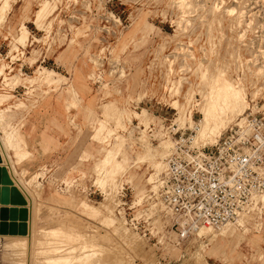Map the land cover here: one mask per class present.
<instances>
[{"label":"rangeland","instance_id":"obj_1","mask_svg":"<svg viewBox=\"0 0 264 264\" xmlns=\"http://www.w3.org/2000/svg\"><path fill=\"white\" fill-rule=\"evenodd\" d=\"M22 25L27 33L19 36ZM0 67V175L11 179L0 182V199L2 186L15 188L25 208L24 235L0 236V264H18L24 256L43 264L41 247L59 244L60 252L74 256L86 242L108 264H264V225H254L257 216L234 223L226 235L208 230L179 240L171 217L147 199V178L156 172L157 189L172 150L171 131L193 130L196 137L215 78L239 88L245 101L221 133L249 112L264 118V0H0ZM45 105L69 113L73 128L64 135L72 150L55 165L19 172L9 153L27 151L16 130L26 111ZM107 153L114 156L110 164ZM29 155L17 156L28 162ZM106 171L115 190L108 201L97 181ZM10 175L27 187L30 200ZM123 186L121 201L136 216L145 212L151 235L115 212ZM259 199L264 204V194ZM83 201L109 202L115 222L90 218ZM4 206L11 205L0 200ZM30 224L33 249L12 247L14 237L29 235ZM51 228L64 231L61 241L52 240ZM68 232L77 235L68 238Z\"/></svg>","mask_w":264,"mask_h":264},{"label":"built area","instance_id":"obj_2","mask_svg":"<svg viewBox=\"0 0 264 264\" xmlns=\"http://www.w3.org/2000/svg\"><path fill=\"white\" fill-rule=\"evenodd\" d=\"M190 131H171L173 145L165 170L159 174L156 192H150L147 199L158 203L161 215L171 217L179 240L200 226L218 230L234 224L240 215L247 221L257 216L254 225L262 227L264 118L249 112L207 146L191 147ZM163 134L167 136L168 131ZM126 189L123 186L117 193L120 201L115 212L119 217L122 212L135 231L151 235L145 227V212L136 216L121 201Z\"/></svg>","mask_w":264,"mask_h":264},{"label":"bare ground","instance_id":"obj_3","mask_svg":"<svg viewBox=\"0 0 264 264\" xmlns=\"http://www.w3.org/2000/svg\"><path fill=\"white\" fill-rule=\"evenodd\" d=\"M184 2V0H183ZM188 3V2H187ZM3 8V7H2ZM42 10V9H41ZM23 32L27 33V29L25 25H22L21 28V35H23ZM18 36V38H19ZM17 38V41H18ZM23 38V37H22ZM19 42V41H18ZM21 43V40H20ZM3 74V68L0 67V75ZM217 76V75H216ZM215 76V77H216ZM213 79V78H212ZM214 80V79H213ZM209 93L206 99V102L203 104L202 108H201V114H202V122H201V128H199L198 133L196 135V137L194 138V135H192L190 137V146L191 147H195L192 145V142L194 141L197 144H207V143H212L214 142L221 134V131L224 129L226 123L230 120V118L233 116H235L237 113L241 112L242 109L245 106V101H244V97L243 94L241 92V90L237 87H234L230 82H228L227 80L221 78L220 76L218 78H215V80L213 82L210 83V88H209ZM4 96H8V95H4ZM4 99V97L1 98V100ZM2 112V111H0ZM231 114L230 118L229 115ZM0 118L1 121H3L4 119V115L0 114ZM190 121L192 122L191 116L189 117ZM232 119V118H231ZM195 130H197V127H195ZM194 130V131H195ZM7 138L10 140L11 136L7 135ZM194 138V139H193ZM11 142V141H9ZM2 146V144H1ZM2 148V147H1ZM16 149V148H15ZM2 150V149H1ZM119 150V149H118ZM117 150V151H118ZM120 151V150H119ZM3 152V151H1ZM119 153V152H118ZM4 154V153H3ZM25 154H28L25 151H20L17 153V155L19 156H24ZM116 154V153H115ZM169 154V153H168ZM167 154V155H168ZM114 159V156L111 153H107L105 156V162L108 164L109 162H111ZM8 163H10L8 161ZM103 163V162H102ZM105 163V164H106ZM110 164V163H109ZM10 165V164H9ZM112 165V164H111ZM11 166V165H10ZM120 166V160H116L115 163V167ZM165 166V163H163L162 167ZM97 167V166H96ZM102 167V166H101ZM98 168V167H97ZM107 169V168H106ZM110 169V168H109ZM97 170V169H96ZM102 168L99 167L98 171L101 173ZM165 170V168H164ZM12 170H10L11 175L13 176ZM104 171V170H103ZM109 171V170H108ZM104 173V172H103ZM97 174L99 175L97 178V181L100 185H102V189L104 191L105 194V198L104 200L110 198V189L113 186V183H111L109 180L106 179L107 176V171L106 174ZM10 175V176H11ZM156 175V172H154L153 174H151L148 178H147V182L149 184H151V191L153 193L156 192V185H153V179L154 176ZM11 176V177H12ZM15 176V174H14ZM15 185L18 186V188L24 193L25 196H27V200H30L29 196L27 195V187L25 188L24 186H21L18 182V180L15 179V177H12ZM5 181H9L10 182V178H7V176L4 177ZM118 182V181H117ZM2 183H4L2 181ZM31 186H33L31 184ZM24 187V189H23ZM113 189V188H112ZM117 189V188H116ZM114 190V189H113ZM29 191V190H28ZM115 191V190H114ZM113 192V191H112ZM111 192V194H112ZM30 193V192H28ZM115 194V192H114ZM264 193L261 194V196H263ZM30 195V194H29ZM110 195V196H109ZM109 196V198H108ZM115 197V195H114ZM32 199V198H31ZM263 201V199H261ZM112 201V199H111ZM29 202V201H28ZM33 202V201H32ZM106 204H110L108 203H98V205H93L87 201H83L80 204V208L81 210L88 215L90 218L93 217L95 219L96 216H102L101 218L99 217V222H104V223H108V224H112L115 222V216L113 213V205L112 206H108ZM29 205V203H28ZM32 205V204H31ZM115 205V204H114ZM79 208V207H78ZM33 209V208H32ZM79 210V209H78ZM32 211V210H31ZM81 211V212H82ZM80 212V210H79ZM82 212V213H83ZM61 218V217H60ZM98 218V217H97ZM244 217L242 215H240L237 220L236 223L237 225L239 223H242L244 220ZM33 220V219H32ZM31 221V218H30ZM96 221V220H95ZM124 221V220H123ZM85 223V222H83ZM90 223V222H88ZM117 223V222H116ZM125 223V222H124ZM123 224V223H122ZM32 224L29 225V235L26 237H14V240H12V247L14 248H19V249H23V247H30L31 249V245L34 244L33 243V234L31 229L33 228L31 226ZM95 226V225H94ZM231 226H233V224H227L226 226L222 227L219 229L220 232H222V234L226 235L229 230L231 229ZM32 227V228H31ZM118 227V225L116 226ZM116 229V228H115ZM208 230L213 231L207 227H203L200 226L199 228H196L195 230L191 231V232H197L198 237H204L207 235ZM63 235H61V233L59 232L58 228H51L49 229L48 233L49 235L53 236L52 240H58L60 238H63L62 236H64V231L61 230ZM46 232V231H45ZM67 232V231H66ZM47 233V234H48ZM69 234H66L68 236L66 237H71L73 236V238L77 235V232H68ZM95 233V232H94ZM46 234V236H47ZM79 235V234H78ZM81 235V234H80ZM79 235V236H80ZM78 236V237H79ZM84 236V235H83ZM90 236V235H89ZM123 237V236H122ZM6 238V237H5ZM13 238V237H12ZM49 238V237H48ZM67 238V239H68ZM80 238V237H79ZM78 238V239H79ZM126 238V236H125ZM128 238V237H127ZM35 239V238H34ZM50 239V238H49ZM45 240V239H44ZM73 240V239H72ZM125 240V239H124ZM127 240V239H126ZM61 241V240H58ZM68 241V240H67ZM77 241V239H76ZM64 242V241H63ZM62 242V243H63ZM56 243V242H55ZM60 243V244H62ZM65 243V242H64ZM87 243V244H86ZM85 244H82V250L80 251L79 254L74 255V256H66L65 253L60 252L59 250V244L58 245H53V246H45V247H41V253L46 254V257L44 258V263L43 264H108L106 263L105 259L102 260V258L104 257V253H102L103 255H99L97 256V251H99L98 249L96 250L94 247L95 245H90V242L88 244V242H86ZM93 243V242H92ZM126 244H128V242H125ZM39 244V243H38ZM44 244V243H43ZM46 244H50V243H46ZM79 245V244H77ZM77 245H74L75 247ZM33 246V245H32ZM35 246V245H34ZM73 246V247H74ZM81 248V247H80ZM99 248V247H98ZM33 249V248H32ZM31 249V250H32ZM67 249V248H66ZM78 248H73V252H75ZM25 250V248L23 249ZM102 250V249H101ZM122 251V250H121ZM23 252V251H22ZM100 252V251H99ZM98 252V253H99ZM102 252V251H101ZM36 253V252H35ZM69 254V253H68ZM117 254V253H116ZM28 256V255H27ZM15 257V256H14ZM13 257V258H14ZM18 257V256H17ZM25 259L23 258L22 260H18V264H30L29 259L24 256ZM22 258V257H21ZM19 259V258H18ZM17 260V259H16ZM41 260V259H40ZM16 262V261H15ZM34 264V263H33ZM128 264V263H127Z\"/></svg>","mask_w":264,"mask_h":264},{"label":"crops","instance_id":"obj_4","mask_svg":"<svg viewBox=\"0 0 264 264\" xmlns=\"http://www.w3.org/2000/svg\"><path fill=\"white\" fill-rule=\"evenodd\" d=\"M72 111V114H81L76 109H72ZM68 114L65 108L60 109L52 105L35 106L26 111L21 118L15 136L20 149L26 150L31 159L27 162L26 158H20L12 150L9 156L12 159L13 167L15 168V165L18 164L19 172L24 170L40 171L39 166L41 165H55L68 158L72 146L68 145L65 140L67 136L64 133H68V131L70 133V129L73 128L68 123ZM10 127L15 128L13 125Z\"/></svg>","mask_w":264,"mask_h":264},{"label":"water","instance_id":"obj_5","mask_svg":"<svg viewBox=\"0 0 264 264\" xmlns=\"http://www.w3.org/2000/svg\"><path fill=\"white\" fill-rule=\"evenodd\" d=\"M5 173L0 175V182H4ZM6 184V183H4ZM3 193L1 197L2 204L11 206L0 207V236L2 235H24L25 233V208L23 198L15 188L1 187ZM10 191V192H9ZM8 195V196H7Z\"/></svg>","mask_w":264,"mask_h":264}]
</instances>
